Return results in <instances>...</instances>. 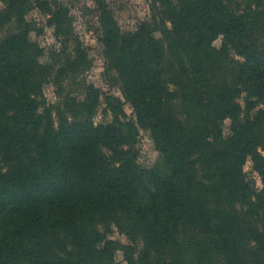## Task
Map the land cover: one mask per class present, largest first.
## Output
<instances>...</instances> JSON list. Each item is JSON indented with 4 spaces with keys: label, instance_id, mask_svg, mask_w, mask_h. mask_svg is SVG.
Wrapping results in <instances>:
<instances>
[{
    "label": "trees",
    "instance_id": "trees-1",
    "mask_svg": "<svg viewBox=\"0 0 264 264\" xmlns=\"http://www.w3.org/2000/svg\"><path fill=\"white\" fill-rule=\"evenodd\" d=\"M0 2V264H118L119 253L128 264H264V0H152L133 32L100 4L106 74L130 120L87 81L92 59L68 6ZM32 9L62 40L59 60L41 61ZM103 104L114 119L96 123ZM139 128L167 173L135 162Z\"/></svg>",
    "mask_w": 264,
    "mask_h": 264
},
{
    "label": "rangeland",
    "instance_id": "rangeland-1",
    "mask_svg": "<svg viewBox=\"0 0 264 264\" xmlns=\"http://www.w3.org/2000/svg\"><path fill=\"white\" fill-rule=\"evenodd\" d=\"M70 9L72 16V26L75 35L81 40L83 46L92 59V66L87 72V81L94 84L103 92H109L118 96L126 103L128 118L133 119V108L127 100L121 86V82L106 74V61L104 58V46L101 41L102 26L100 22V10L98 6H104L111 13L123 31L133 32L138 26L151 17L152 0H60ZM100 3H99V2ZM0 7L2 3L0 2ZM32 22L33 29L30 33L33 41H36L44 50L41 61L52 62L57 57L51 56L52 51L59 52L62 48V40L55 36V29L49 25L48 17L38 9H32L27 15ZM223 37L215 41V45L220 47ZM44 96L49 103H56L59 97L53 84H48L44 90ZM247 96L244 94L240 99L243 107L246 106ZM103 104L94 117L96 123H109L113 118L112 113H106ZM127 120V119H126ZM225 131L229 133L230 120L226 121ZM136 154L135 162L143 169L159 170L167 173L169 170L165 163L164 156L156 145L153 134L150 130L139 128L137 143L134 146ZM248 180L254 188L261 187V179L253 168V164L246 165ZM113 237L127 242V237L118 231L113 233ZM118 264H128L122 253L117 255Z\"/></svg>",
    "mask_w": 264,
    "mask_h": 264
}]
</instances>
